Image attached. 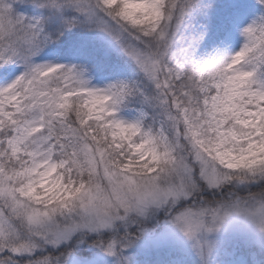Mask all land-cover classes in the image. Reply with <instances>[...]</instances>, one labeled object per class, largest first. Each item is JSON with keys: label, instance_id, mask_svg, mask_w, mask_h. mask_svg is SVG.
Here are the masks:
<instances>
[{"label": "snow or ice", "instance_id": "1", "mask_svg": "<svg viewBox=\"0 0 264 264\" xmlns=\"http://www.w3.org/2000/svg\"><path fill=\"white\" fill-rule=\"evenodd\" d=\"M0 264H264V0H0Z\"/></svg>", "mask_w": 264, "mask_h": 264}]
</instances>
